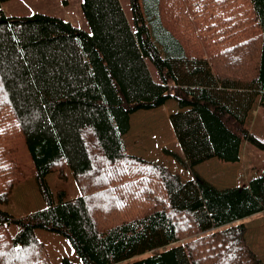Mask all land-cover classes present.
<instances>
[{"label": "trees", "instance_id": "16d2710c", "mask_svg": "<svg viewBox=\"0 0 264 264\" xmlns=\"http://www.w3.org/2000/svg\"><path fill=\"white\" fill-rule=\"evenodd\" d=\"M4 1L0 204L24 178L23 138L46 206L23 216L0 207V264H53L37 229L63 235L80 258L60 264H264L240 221L264 210V167L225 188L194 168L241 162L246 140L264 148L248 124L264 105V0H130L132 20L121 0H82L91 31L47 13L7 15ZM172 99L182 154L164 151L186 180L124 139L132 113ZM66 168L80 193L54 201L46 177L67 180Z\"/></svg>", "mask_w": 264, "mask_h": 264}, {"label": "rangeland", "instance_id": "374dc122", "mask_svg": "<svg viewBox=\"0 0 264 264\" xmlns=\"http://www.w3.org/2000/svg\"><path fill=\"white\" fill-rule=\"evenodd\" d=\"M81 2L82 0H7L2 3V8L7 15H29L36 12L55 15L70 21L80 28L91 31L83 14ZM121 3L127 17L132 20L130 0H121ZM151 70L156 79H158L155 67L151 66ZM173 104L177 105L174 99L168 100L159 107L139 109L132 113L130 129L124 135V139L129 152L156 163L167 165L172 170L180 172L182 178L186 180L192 177L191 172L178 159L166 154L164 151L165 148H168L177 154H182L169 119L171 111L167 110ZM248 124L250 131L259 139L264 140V105L261 104L260 100H257L254 113L251 115ZM16 150L18 167L22 171L24 178L14 185L11 201L8 204H0V207L15 216H23L45 207L46 202L40 193L35 177V165L23 138L17 143ZM241 151V162L225 163L217 158H211L194 166V168L202 177L217 187H228L235 183V178L238 179L239 184L245 185L247 179L249 180L262 173L264 148L246 140L242 144ZM65 174L67 180L61 178L58 171L49 173L46 177L54 201L58 200L60 191L65 192L66 198H73L80 193L76 181L68 168L65 169ZM244 224L246 225V223ZM247 229L248 227L246 232ZM11 230H15L13 226H11ZM36 233L44 242L53 264H60L63 257H68L76 263L80 262L76 251L63 235L46 229H37ZM166 248L161 247L156 252L163 251Z\"/></svg>", "mask_w": 264, "mask_h": 264}, {"label": "crops", "instance_id": "0c3cea01", "mask_svg": "<svg viewBox=\"0 0 264 264\" xmlns=\"http://www.w3.org/2000/svg\"><path fill=\"white\" fill-rule=\"evenodd\" d=\"M178 106L173 104L171 108H168V111H176L178 110ZM239 168V167H237ZM239 170L237 171L238 174ZM229 174V173H226ZM190 178V177H189ZM187 178V179H189ZM227 178V176H226ZM248 179L246 181V184ZM238 179L235 178V183L230 186L238 185ZM228 186V187H230ZM220 188V187H218ZM222 188V187H221ZM225 188V187H223ZM264 210L258 213L249 215L241 219L244 223H246L248 229L246 232V239L252 249L256 252V254L264 261Z\"/></svg>", "mask_w": 264, "mask_h": 264}]
</instances>
